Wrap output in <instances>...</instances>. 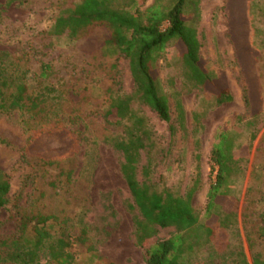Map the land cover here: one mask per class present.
I'll return each mask as SVG.
<instances>
[{
  "label": "rangeland",
  "instance_id": "374dc122",
  "mask_svg": "<svg viewBox=\"0 0 264 264\" xmlns=\"http://www.w3.org/2000/svg\"><path fill=\"white\" fill-rule=\"evenodd\" d=\"M153 1L146 0L141 8ZM58 3L59 0H0V51L19 55L30 44L41 47L51 41L56 49L53 56L57 66L63 73H71V82L58 92L56 115L52 114L47 121L38 123L19 110L0 113V168L9 175L11 184L8 201L0 210V234L9 235L17 229L10 217L14 204L25 208L35 197L41 180L34 173L38 167L36 154L43 153L63 160V164L70 162L72 187L83 185L88 197L84 220L98 241L96 252L76 254L74 264L105 260L146 264L144 249L134 243L132 217L137 211L128 208L132 199L120 172L122 155L104 142L105 135L121 132V128L103 119L104 90L112 85L119 93L132 92L134 82L128 59L113 49L97 51L95 56L83 53L79 42L66 36L46 41L35 36L52 23L59 10ZM227 3V0H198V14L192 18L200 41L202 65L214 77L211 84L192 87L186 82L174 43H169L153 64L160 88L168 97L176 129L171 142L169 123L160 120L147 106L140 107L156 143L150 152L154 165L152 181L184 195L199 171L200 184L192 196V205L201 222L206 220V189L216 173L211 170L209 156L217 129L226 131L232 153L238 159L240 169L230 175L228 195L220 200L222 212H236L235 223L227 228L215 223L211 241L204 244L200 239L194 250L183 256L181 264H209L210 254L213 257L210 264H240V251L249 263L253 253L264 255V235L257 236L255 226L256 220L258 227L264 226V0H245V5L237 0L231 3L234 7L230 9L241 18L233 25H238L241 37L242 27H247L243 42L252 53L245 61L239 57L238 49L246 45L232 35ZM243 9L246 16L242 15ZM40 57L33 55L30 65L35 67ZM223 86L232 99L217 105L216 94ZM177 101L184 111V128L176 119ZM145 160L146 154L142 153L140 165ZM140 165L139 180L143 179ZM247 197L255 202L251 216L243 220L241 212ZM55 203L51 205L56 208ZM104 203L112 206L114 216L111 210L104 209ZM104 223H110L109 230L99 231L96 227ZM174 232L172 226L159 228L158 236L167 238Z\"/></svg>",
  "mask_w": 264,
  "mask_h": 264
},
{
  "label": "trees",
  "instance_id": "16d2710c",
  "mask_svg": "<svg viewBox=\"0 0 264 264\" xmlns=\"http://www.w3.org/2000/svg\"><path fill=\"white\" fill-rule=\"evenodd\" d=\"M145 1L59 0V10L52 23L35 36L44 41L66 36L79 42L83 53L95 56L97 51L113 49L128 59L134 82L132 92L119 93L112 85L104 90L106 107L103 119L121 128L119 133L105 135L104 142L122 155L120 172L132 199L128 208L137 211L132 217L134 243L144 249L146 264H181L183 256L193 251L196 244L211 241L215 223L224 228L235 223L236 212H222L220 200L228 195L230 175L240 168L226 131L217 129L209 156L211 170L216 173L206 189V220L203 222L192 205V196L200 184L199 171L184 195L152 181L150 175L154 165L150 152L156 143L153 130L140 107L147 106L160 120L169 123L170 142L176 131L168 97L162 92L154 73V62L169 43H174L180 55L182 75L188 84L204 87L211 84L214 77L202 65L200 41L192 21L198 14V0H154L141 8ZM227 1L233 26L241 18L230 9L234 7L231 3L235 0ZM237 1L245 5V0ZM245 11H242L244 16ZM243 27V37L237 32L238 25L231 27V32L236 40L245 44L247 27ZM246 49L248 54L244 56ZM55 51L51 41L41 47L30 44L19 55L0 51V113L19 110L38 123L47 121L53 117L52 114L56 115L58 92L71 82V73H63L57 66L53 56ZM251 53L248 45L238 49L243 61L249 59ZM36 54L41 57L33 67L30 60ZM28 80L32 81V86ZM54 92L57 94L54 95ZM231 99L223 86L217 92L215 102L220 105ZM175 105L178 111L176 119L184 128L183 108L178 101ZM252 114L255 116L257 113ZM142 153L146 154V160L140 165ZM36 155L38 167L34 173L41 176L40 184L27 207L15 203L10 211L17 229L9 235L0 234V264H74L76 254L95 253L98 242L89 223L84 220L89 207L87 194L83 192V185L72 187L73 168L70 162L63 164V160L46 157L43 153ZM198 158L199 155H196ZM139 165L141 180L137 176ZM10 187L9 175L0 168V210L8 201ZM254 202V198H246L241 212L243 220L251 216ZM54 203L56 208L51 205ZM103 207L111 210L114 216L110 204L104 203ZM256 223L259 224V221L256 220ZM257 225V236L264 235V226ZM169 226L174 227L175 232L167 238H160L159 228ZM109 227L110 223H104L96 228L101 231L109 230ZM239 255L240 264H264V255L253 253L251 263L246 260L243 251ZM212 259L210 254L207 262L210 264ZM96 264L117 263L105 260Z\"/></svg>",
  "mask_w": 264,
  "mask_h": 264
}]
</instances>
